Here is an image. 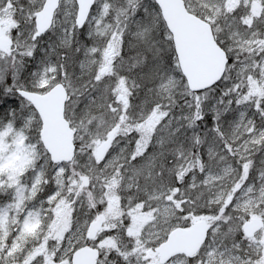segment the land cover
I'll list each match as a JSON object with an SVG mask.
<instances>
[{
  "label": "snow or ice",
  "instance_id": "snow-or-ice-1",
  "mask_svg": "<svg viewBox=\"0 0 264 264\" xmlns=\"http://www.w3.org/2000/svg\"><path fill=\"white\" fill-rule=\"evenodd\" d=\"M0 264H264V0H0Z\"/></svg>",
  "mask_w": 264,
  "mask_h": 264
}]
</instances>
